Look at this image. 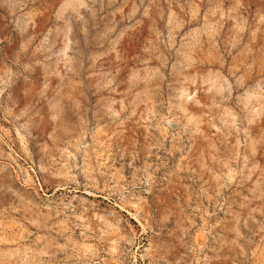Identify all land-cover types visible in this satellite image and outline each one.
Masks as SVG:
<instances>
[{"label":"rangeland","instance_id":"obj_1","mask_svg":"<svg viewBox=\"0 0 264 264\" xmlns=\"http://www.w3.org/2000/svg\"><path fill=\"white\" fill-rule=\"evenodd\" d=\"M0 264H264V0H0Z\"/></svg>","mask_w":264,"mask_h":264},{"label":"built area","instance_id":"obj_2","mask_svg":"<svg viewBox=\"0 0 264 264\" xmlns=\"http://www.w3.org/2000/svg\"><path fill=\"white\" fill-rule=\"evenodd\" d=\"M29 168H30V170H31V172H32V174H33V177H34V175H35L37 181L39 182V179H38L37 174H36V172H35V170H34V167H33V166H30Z\"/></svg>","mask_w":264,"mask_h":264}]
</instances>
